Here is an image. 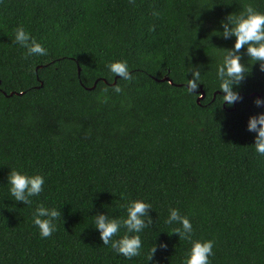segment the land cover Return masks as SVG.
<instances>
[{
  "label": "trees",
  "instance_id": "1",
  "mask_svg": "<svg viewBox=\"0 0 264 264\" xmlns=\"http://www.w3.org/2000/svg\"><path fill=\"white\" fill-rule=\"evenodd\" d=\"M245 4L264 12V0H0V264H183L191 244L172 234L170 208L190 218L193 239L214 240L211 264H264V156L247 130L264 113L248 97L264 99V72L242 49L232 106L216 75L236 39L221 22ZM19 25L48 55L25 59ZM117 60L133 80L109 70ZM11 169L44 177L31 204L11 195ZM137 199L153 223L127 259L103 245L95 215L124 219ZM40 204L62 214L49 238L33 223Z\"/></svg>",
  "mask_w": 264,
  "mask_h": 264
},
{
  "label": "clouds",
  "instance_id": "2",
  "mask_svg": "<svg viewBox=\"0 0 264 264\" xmlns=\"http://www.w3.org/2000/svg\"><path fill=\"white\" fill-rule=\"evenodd\" d=\"M135 0H130L134 3ZM154 16L159 13L153 12ZM223 38L234 36L235 43L230 49H224L222 61L217 65V78L220 81L219 90L223 95V103L229 106L242 101L243 97L237 88L247 76V67L242 63V49L246 48L247 56L255 63L259 62L260 71L264 72V12L257 10L251 4H245L243 10L237 14H229L225 21L221 22ZM152 31L155 30L153 27ZM14 42L27 49V56H46L47 49L25 30L23 25L17 26L14 34ZM254 63V64H255ZM109 70L125 81L134 79L130 72L127 60H117L107 65ZM192 79L187 80L186 90L189 94H198V85L201 79V72L195 69L191 72ZM115 93H121L123 89L119 84L113 86ZM107 88L103 89L106 93ZM98 100L100 97L97 98ZM108 97L104 96L101 102L106 103ZM254 104L257 107L264 106V99L255 98ZM247 130L256 133L254 140L255 151L264 156V113L249 117ZM8 183L11 185L10 193L15 201L25 205L31 204V197L38 196L43 191L44 177L40 174L28 175L17 169H11L8 175ZM127 217L124 219L110 218L106 214L95 215V228L99 230L100 239L103 245H109L116 253L127 259L141 255L142 240L140 233L149 227L153 220L148 215L152 205L142 199L131 201L127 206ZM61 211L56 208H47L43 204L36 207L33 214V223L38 227L41 238H49L57 230L55 221L61 219ZM147 218V219H145ZM168 224L176 223L180 227L172 230V234H178L179 239L186 240L191 248L186 253L183 264H211L209 257L214 255V240L193 239L194 230L190 218L181 215L179 209L170 208ZM125 228V234L119 239H113L121 228ZM161 248L167 245L161 243ZM157 246L154 245L147 259L151 261Z\"/></svg>",
  "mask_w": 264,
  "mask_h": 264
},
{
  "label": "water",
  "instance_id": "3",
  "mask_svg": "<svg viewBox=\"0 0 264 264\" xmlns=\"http://www.w3.org/2000/svg\"><path fill=\"white\" fill-rule=\"evenodd\" d=\"M78 72H79V68H78V70H77ZM161 81H167V82H169L170 84H173L168 78H163ZM199 96H198V98H197V100H196V102L198 103V101L199 100H201L203 97H204V93L200 90L199 91ZM12 95V93L11 94H9V96H11ZM214 96H215V94H213V98H214ZM254 96H256V98H260V96L259 95H255L254 93L253 94H250L248 97H254Z\"/></svg>",
  "mask_w": 264,
  "mask_h": 264
}]
</instances>
